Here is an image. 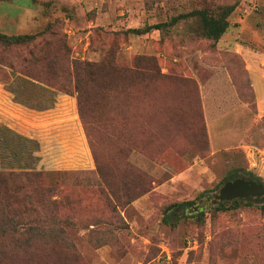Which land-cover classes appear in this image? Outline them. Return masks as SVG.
<instances>
[{
  "label": "rangeland",
  "instance_id": "1",
  "mask_svg": "<svg viewBox=\"0 0 264 264\" xmlns=\"http://www.w3.org/2000/svg\"><path fill=\"white\" fill-rule=\"evenodd\" d=\"M225 5L234 9L217 40L182 23L123 32ZM0 32L40 35L33 47L0 43V126L33 142L0 139L51 186L49 226L63 231L35 264H264L260 208H211L229 175L264 183V0H0ZM30 52L43 58L24 61ZM67 61L94 75L65 84ZM202 191L201 220L162 221Z\"/></svg>",
  "mask_w": 264,
  "mask_h": 264
},
{
  "label": "trees",
  "instance_id": "2",
  "mask_svg": "<svg viewBox=\"0 0 264 264\" xmlns=\"http://www.w3.org/2000/svg\"><path fill=\"white\" fill-rule=\"evenodd\" d=\"M217 13L208 12L206 8L191 9L186 12L173 15L166 21L147 24L143 26L132 27L124 30V34L141 35L152 30L170 31L180 23L187 26L190 36H200L208 39L217 40L225 32L229 23L227 17L234 9V5H225L220 8ZM40 35L38 33H19L5 34L0 32V43L6 47H33ZM29 53L24 61L31 58V63H34L43 56H33ZM46 57H44L45 59ZM57 56L52 55L47 57L49 61H56ZM33 60V61H32ZM134 65L131 69H135ZM49 70L52 66L49 64ZM120 71V74L128 70L123 66L115 68ZM65 75L67 80L65 84L76 85L80 80L89 79L94 75L93 68L86 61H67L60 71ZM30 80L40 81L46 86L51 87V79L45 77L38 80L36 77L27 73H23ZM54 73H51L52 78ZM0 131H6L13 135V138H22L26 143H32L29 139L15 132L6 126H0ZM3 138V137H2ZM8 144V143H7ZM35 145H32L33 149ZM31 149V150H33ZM0 154L10 155L14 152L13 148L5 145L0 139ZM15 156H9V159L0 158V165H9L5 168H0V264H14L13 259H22L26 264H35V256L38 253L48 254L49 243L47 238L50 234H62V228H51L49 226L50 214L48 207L56 203L50 194L51 186H45L41 180L42 173L36 169L32 162L20 161V156L15 152ZM32 159V155H31ZM244 177L252 179L257 183H263L260 177L254 175L250 171H243L240 174L225 177L221 180V184L225 181ZM220 184L215 186L219 189ZM39 195L37 197L36 195ZM205 195V191L200 192L194 200L181 201L169 204L163 213L162 221L170 224V219L176 212H183L186 216H195L198 220L203 218L204 208L199 205L198 199ZM256 204L264 213V197H244L234 198L231 200H221L218 195L213 202L211 208L214 212L227 211L240 207L241 205ZM42 239L41 243H37ZM12 259H10V258Z\"/></svg>",
  "mask_w": 264,
  "mask_h": 264
},
{
  "label": "water",
  "instance_id": "3",
  "mask_svg": "<svg viewBox=\"0 0 264 264\" xmlns=\"http://www.w3.org/2000/svg\"><path fill=\"white\" fill-rule=\"evenodd\" d=\"M264 183H257L252 179L237 177L225 181L218 190L221 200H231L244 197H263Z\"/></svg>",
  "mask_w": 264,
  "mask_h": 264
},
{
  "label": "flooded vegetation",
  "instance_id": "4",
  "mask_svg": "<svg viewBox=\"0 0 264 264\" xmlns=\"http://www.w3.org/2000/svg\"><path fill=\"white\" fill-rule=\"evenodd\" d=\"M264 197V196H263Z\"/></svg>",
  "mask_w": 264,
  "mask_h": 264
}]
</instances>
